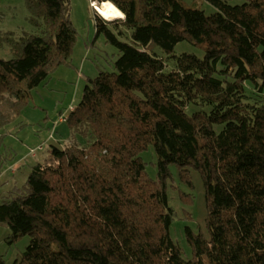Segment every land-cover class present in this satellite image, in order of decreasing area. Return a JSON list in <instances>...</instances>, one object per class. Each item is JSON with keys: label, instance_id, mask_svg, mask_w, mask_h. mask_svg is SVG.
<instances>
[{"label": "trees", "instance_id": "16d2710c", "mask_svg": "<svg viewBox=\"0 0 264 264\" xmlns=\"http://www.w3.org/2000/svg\"><path fill=\"white\" fill-rule=\"evenodd\" d=\"M24 1L41 32L2 34L13 58L0 59V131L52 71L70 66L76 40L70 0ZM199 1L212 11L111 0L125 20L96 14L117 59L88 79L67 115V143L49 146L23 186L0 197L10 240L29 236L12 264H264V0ZM183 41L204 56L169 55ZM149 147L157 179L144 174ZM171 164L189 186V168L199 172L205 193L209 238L186 228V260L169 238Z\"/></svg>", "mask_w": 264, "mask_h": 264}, {"label": "rangeland", "instance_id": "374dc122", "mask_svg": "<svg viewBox=\"0 0 264 264\" xmlns=\"http://www.w3.org/2000/svg\"><path fill=\"white\" fill-rule=\"evenodd\" d=\"M92 0H70L69 18L76 40L73 44L70 66L58 67L49 78L31 91L28 103L19 112L15 122L0 131V197L7 195L14 186L21 187L26 181L30 168L41 162L47 155L51 145L62 148L71 136L65 123H58L61 116L67 117L70 109H75L81 100L83 89L88 79H94L99 71L112 69L118 52L105 39L103 33L96 34L95 18L97 11L91 6ZM229 4H240V0H226ZM185 5L194 2L206 12L212 8L199 0H180ZM24 0H0V59L13 58L10 48L2 41V34L12 33L16 38L24 34L34 35L41 32L29 24V14ZM96 11V13H95ZM98 15V14H97ZM101 18V17H100ZM158 55L167 57L157 48ZM182 53L193 54L199 58L204 56L202 48L188 41L179 42L169 55ZM220 131L221 126H215ZM79 144L85 140L74 136ZM145 163L146 176L157 179L156 156L151 147L140 153ZM169 177L166 180L168 205L175 212L170 224L169 234L173 242L180 248L182 257L191 258L192 252L185 238V229L208 239L205 226L206 207L204 187L199 172L189 168L191 186L186 185L179 175L176 165L168 166ZM4 194V195H3ZM190 196L189 202L184 197ZM187 199V200H188ZM1 201V200H0ZM8 227L0 223V262L12 264L29 242V236L18 240H10Z\"/></svg>", "mask_w": 264, "mask_h": 264}, {"label": "clouds", "instance_id": "9594fccd", "mask_svg": "<svg viewBox=\"0 0 264 264\" xmlns=\"http://www.w3.org/2000/svg\"><path fill=\"white\" fill-rule=\"evenodd\" d=\"M91 6L96 8L101 18L106 22L126 19V14L113 4L111 0H104L102 8H97L95 0H92Z\"/></svg>", "mask_w": 264, "mask_h": 264}, {"label": "built area", "instance_id": "2783aa9c", "mask_svg": "<svg viewBox=\"0 0 264 264\" xmlns=\"http://www.w3.org/2000/svg\"><path fill=\"white\" fill-rule=\"evenodd\" d=\"M70 110H72V109H70ZM69 110V111H70ZM65 122H67V117H64V116H61L60 118H59V120H58V123H65Z\"/></svg>", "mask_w": 264, "mask_h": 264}, {"label": "bare ground", "instance_id": "6f19581e", "mask_svg": "<svg viewBox=\"0 0 264 264\" xmlns=\"http://www.w3.org/2000/svg\"><path fill=\"white\" fill-rule=\"evenodd\" d=\"M102 5H103V3H100V4H98V5H96V7L97 8H102ZM96 9V8H95ZM97 11V10H96ZM97 14L99 15V13L97 12ZM100 16V15H99ZM101 17V16H100Z\"/></svg>", "mask_w": 264, "mask_h": 264}]
</instances>
